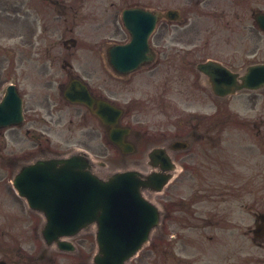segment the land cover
<instances>
[{
	"label": "flooded vegetation",
	"instance_id": "af4514ba",
	"mask_svg": "<svg viewBox=\"0 0 264 264\" xmlns=\"http://www.w3.org/2000/svg\"><path fill=\"white\" fill-rule=\"evenodd\" d=\"M150 2L19 0V25L27 28L18 34L23 45L0 46V264H90L85 239L72 242L76 253L43 239L45 216L28 205L14 181L21 172L24 179L33 177L25 168L40 159L105 149L111 133L124 134L125 145L135 149L134 164L146 173L161 162L149 155L156 146L181 168L162 196L154 197L163 210L162 230L138 259L145 257L146 264H250L248 242L264 249L261 91L236 96L245 95L249 110L258 108L249 127L232 110L236 97L221 101L218 109L210 84L217 69L206 64L216 61L232 71L264 64V32L250 26L255 14L264 12V0H196L194 31L178 30L188 27L187 20L164 18L148 47L131 46L135 15L125 13L151 9ZM10 9V0H0V20L9 19ZM79 30L85 38L77 37ZM191 33L194 45L181 46ZM28 36L31 41L25 42ZM116 46L129 48L117 51L120 63L113 67L110 49ZM132 47L135 52L128 51ZM137 53L144 57L137 71L115 72L136 61ZM190 103L193 112L183 109ZM228 124L245 125L257 142L224 147ZM177 141L187 142L186 149ZM255 158L258 163L251 164ZM251 196L257 207L250 206ZM229 226L243 237H232L228 230L224 240L210 236L212 242H186L187 231ZM176 231L183 234L170 233ZM216 250L220 254H209ZM258 262L264 264V257Z\"/></svg>",
	"mask_w": 264,
	"mask_h": 264
},
{
	"label": "water",
	"instance_id": "95a60500",
	"mask_svg": "<svg viewBox=\"0 0 264 264\" xmlns=\"http://www.w3.org/2000/svg\"><path fill=\"white\" fill-rule=\"evenodd\" d=\"M133 11L137 15L135 23L146 22L150 35L159 20V13ZM167 15L172 19L178 17L175 11H169ZM256 21L264 29V15L258 14ZM202 69L207 70L205 66ZM216 69L217 74L212 80L219 97L244 89L264 88V66L250 67L242 76L219 65ZM38 164L48 169L44 173L46 177H42L43 174L38 177H42L39 207L45 209L47 216L43 236L48 242L64 245L61 238L76 236L96 224L98 252L94 264H126L148 242L153 228L159 224L160 213L144 198L143 190L150 187L162 190L167 176L144 179L137 171H125L103 180L91 171L84 154L39 161ZM27 197L34 206L35 197Z\"/></svg>",
	"mask_w": 264,
	"mask_h": 264
},
{
	"label": "rangeland",
	"instance_id": "374dc122",
	"mask_svg": "<svg viewBox=\"0 0 264 264\" xmlns=\"http://www.w3.org/2000/svg\"><path fill=\"white\" fill-rule=\"evenodd\" d=\"M139 1H145V0H139ZM18 4H19V0H10L11 10H10L9 19H7L5 21L0 20V27L2 28V30L0 32H3V34H0V46L20 47L23 45L22 40L18 37V34L20 31L27 30V28L21 30V26L19 25V19H18V14H17ZM150 5H152L151 7L164 9V10H166V9H177V10L181 11V14H182L181 19L182 20L186 19V18L188 19L189 27H187L186 31L191 32V31L195 30V28H194V24H195L194 16L198 13L196 10V0H151ZM204 9L205 8L202 9V12L204 11ZM250 25H252V20L250 22ZM175 30H177V29H175ZM175 30H173V31H175ZM178 30H184V29H178ZM2 36H4V37L2 38ZM78 36H79V38H85V33L82 32V30H79V32L77 33V37ZM203 36H204V34H203ZM193 37H194L193 33L187 34L185 36V39H184L185 44H181V46L192 47L194 45V42H190V41H193ZM27 39L29 42L31 41L30 36H28L24 41L26 42ZM241 99H245V95H241L237 99V101L239 102V105H242L244 102V101H240ZM233 109L237 110L241 113L242 117H239V118L247 121L249 124V127H253V122L255 121L256 116H257V108L255 109V111H247L246 110L247 108L244 110L240 106H234ZM238 132L241 133V134H238V135H240V137L246 138V140L248 142V146H252L253 142H255V141L251 140L250 135L247 136V133L244 131H238ZM157 144H159V143H157ZM94 153H95L97 159H100L107 164V169L99 168V170H98L99 173L96 172V173H98V175L100 174V176L104 177V178L115 173V172H117V171H119V170H130V169H134V168H141V167H138L137 165L134 164V160L132 158L133 156H123L114 147H111V149L107 150V151L95 149ZM256 162L258 163V159H256V158L253 160H250L251 164H253V163L255 164ZM141 170H143V168H141ZM263 187H264V92L261 93V191L264 190ZM262 196L263 195L261 194V198H262ZM254 202H255V199L251 196L249 199L250 206L257 207V205L254 204ZM252 223H253V221L251 220L250 225ZM95 228H96L95 226L94 227L91 226L90 228L82 231L79 234V236L76 237V239H73L74 241H77L79 239L80 240L87 239V240H84L81 242H90L89 243V248H91L90 253H92V251H93V246H92L91 242L94 243L93 237H94ZM228 230H230L232 237H233V235H236L237 237H243V233H241L240 231H238L236 229H232V227L229 226L228 229L223 230V231L220 229L209 230L208 232H206V231H199V232L187 231L185 234V236H187L186 242H196V238L198 240L197 242H199V240H201V242H203V243L204 242H212L211 240H209V237L211 236V237L215 238V236H217V235H218V238H220L221 240H224V238L222 239V236L224 234H226ZM160 233H161V230L154 232L153 239L159 238ZM216 233H218V234H216ZM232 237L230 235L228 236L229 239ZM250 237H252V236L250 235V236H247L245 238H250ZM233 241L235 242L236 240H233ZM216 242H221V241H216ZM245 251L248 252V254L253 258V261H251L250 264H259V262H258L259 257H261V256L264 257V249L258 248L253 242H248V246L245 248ZM189 253H192V252H189ZM209 254L210 255L211 254L216 255V254H218V250H216L213 253L209 252ZM153 259H154V261L157 260L155 257H153ZM133 264H146V259H145V257H140Z\"/></svg>",
	"mask_w": 264,
	"mask_h": 264
}]
</instances>
